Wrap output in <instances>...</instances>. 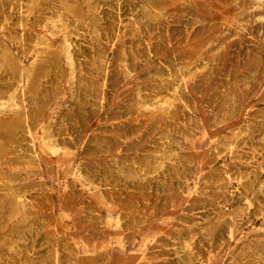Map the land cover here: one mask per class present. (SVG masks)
I'll use <instances>...</instances> for the list:
<instances>
[{
	"label": "rangeland",
	"instance_id": "374dc122",
	"mask_svg": "<svg viewBox=\"0 0 264 264\" xmlns=\"http://www.w3.org/2000/svg\"><path fill=\"white\" fill-rule=\"evenodd\" d=\"M263 161L264 0H0V264H264Z\"/></svg>",
	"mask_w": 264,
	"mask_h": 264
},
{
	"label": "bare ground",
	"instance_id": "6f19581e",
	"mask_svg": "<svg viewBox=\"0 0 264 264\" xmlns=\"http://www.w3.org/2000/svg\"><path fill=\"white\" fill-rule=\"evenodd\" d=\"M93 1V0H92ZM99 1V0H98ZM15 5V4H14ZM24 6V5H23ZM97 6V5H96ZM100 6V5H99ZM103 6H101L100 8H102ZM97 8H98V6H97ZM22 10V9H21ZM26 10V9H25ZM102 10V9H101ZM27 14V13H26ZM21 15V14H20ZM65 17H67V16H65ZM69 17V16H68ZM78 21H80V20H78ZM71 22V21H70ZM69 24V23H68ZM73 25V24H72ZM77 28V27H76ZM68 29V28H67ZM2 31V30H1ZM3 32V31H2ZM71 33V32H70ZM72 33H73V31H72ZM68 40H70V39H68ZM76 44V43H75ZM74 47H75V45H73ZM72 53V52H71ZM74 55V54H73ZM75 57V56H74ZM42 59V58H41ZM75 62V61H74ZM51 65V64H50ZM49 66V65H48ZM22 67V66H21ZM20 67V68H21ZM19 68V67H18ZM44 68V67H43ZM21 70H22V68H21ZM107 73V72H106ZM105 73V74H106ZM16 75V74H15ZM43 75H41V77H42ZM18 78V77H17ZM13 79H14V77H13ZM12 79V80H13ZM14 84V83H13ZM14 88V87H13ZM165 89V88H164ZM163 92H161V94H162ZM160 94V93H159ZM166 99V98H165ZM26 114V113H25ZM174 114V113H173ZM176 116H177V114H176ZM151 132V131H150ZM261 146V145H260ZM262 147V146H261ZM35 149V148H34ZM36 154V153H35ZM257 158V157H256ZM256 162V161H255ZM264 162V161H263ZM256 165V164H255ZM252 167V166H251ZM255 168V167H254ZM256 169V168H255ZM240 191V190H239ZM243 192V191H242ZM242 194V193H241ZM244 194V193H243ZM261 202H263V201H261Z\"/></svg>",
	"mask_w": 264,
	"mask_h": 264
}]
</instances>
